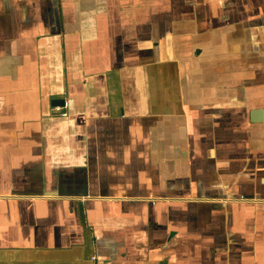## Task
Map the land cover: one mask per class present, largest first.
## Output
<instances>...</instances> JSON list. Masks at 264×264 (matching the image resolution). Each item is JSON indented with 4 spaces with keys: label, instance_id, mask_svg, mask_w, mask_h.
Segmentation results:
<instances>
[{
    "label": "crops",
    "instance_id": "crops-1",
    "mask_svg": "<svg viewBox=\"0 0 264 264\" xmlns=\"http://www.w3.org/2000/svg\"><path fill=\"white\" fill-rule=\"evenodd\" d=\"M264 0H0V264H264Z\"/></svg>",
    "mask_w": 264,
    "mask_h": 264
},
{
    "label": "water",
    "instance_id": "water-1",
    "mask_svg": "<svg viewBox=\"0 0 264 264\" xmlns=\"http://www.w3.org/2000/svg\"><path fill=\"white\" fill-rule=\"evenodd\" d=\"M251 119L254 121H264V108L254 109Z\"/></svg>",
    "mask_w": 264,
    "mask_h": 264
}]
</instances>
